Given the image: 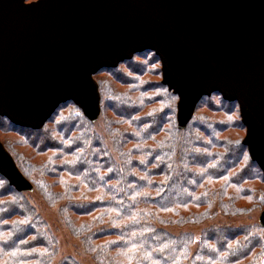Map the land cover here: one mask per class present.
Wrapping results in <instances>:
<instances>
[{"label": "trees", "instance_id": "1", "mask_svg": "<svg viewBox=\"0 0 264 264\" xmlns=\"http://www.w3.org/2000/svg\"><path fill=\"white\" fill-rule=\"evenodd\" d=\"M145 53L154 54L144 51L135 56ZM120 64L134 72L143 68L142 63L130 59ZM118 69L104 68L99 72L108 71L114 79L134 83V79H126ZM94 81L100 97L97 119L102 111L101 98L103 108L112 117L104 118V130L98 132L94 125L97 119L86 118L71 101L61 104L53 115L65 104H73L83 119L80 122L70 120L59 126L57 134H62L71 144L69 146L44 132V126L39 130L23 128L0 116V122L7 123L9 130L24 132L26 138L33 135L35 140L42 139V143L29 142L35 151L56 152L50 161L38 167L25 160V166H22L13 159L21 174L31 183V190H17L0 175V264H52L58 250L57 239L41 210L62 196L54 191V186L58 180L69 176L79 179L88 192L103 193L88 202L68 199L61 206L63 211L79 217L99 212L94 220L88 221V225L77 226L71 216L65 217L71 233L81 238L84 247L99 263L117 264L115 257L119 254L126 256L131 264H255L264 253V244L259 237L252 235V226L264 232L258 221L264 210V199H257L258 218L254 224L217 223L203 227L199 233L172 232L164 227L169 221L155 211L178 213L180 208L187 211L204 208L194 216L179 217L175 221L178 225L206 221L216 212L229 216L245 215L248 209L238 206L237 202L245 196H253V189L244 183L264 181L262 172L242 144L243 139L230 142L220 136L228 123L196 115L197 107L209 96L198 102L189 123L180 128L176 120L177 96L162 82L155 88L164 90L166 95L160 94V97L162 95L166 101V108L147 111L144 109L153 103V95L148 93L139 100L130 95L134 93L133 89L130 93L110 90L103 95L98 82ZM141 88V91H150L144 86L143 90ZM214 95L220 97V103L207 106L213 114H228L237 104L225 101L218 93L210 97ZM168 123L171 128L165 130ZM241 126L244 128L242 122ZM72 132L75 135L70 136ZM163 133L170 137H159ZM51 139L57 145H52ZM67 156L71 159H65ZM230 172L232 199L214 204L213 198L224 196L229 186L224 184L215 192L208 189L206 182L220 180ZM36 187L41 194L38 202L33 198ZM75 188L74 183L66 184L64 194L69 197ZM143 190L156 193L140 194ZM110 252L115 256L106 255ZM59 264L78 263L66 256Z\"/></svg>", "mask_w": 264, "mask_h": 264}, {"label": "water", "instance_id": "2", "mask_svg": "<svg viewBox=\"0 0 264 264\" xmlns=\"http://www.w3.org/2000/svg\"><path fill=\"white\" fill-rule=\"evenodd\" d=\"M144 51L177 96L180 128L203 97L237 103L264 176V0H0V116L39 130L71 101L95 120L93 76ZM0 175L32 189L1 142Z\"/></svg>", "mask_w": 264, "mask_h": 264}, {"label": "rangeland", "instance_id": "3", "mask_svg": "<svg viewBox=\"0 0 264 264\" xmlns=\"http://www.w3.org/2000/svg\"><path fill=\"white\" fill-rule=\"evenodd\" d=\"M26 2H32L36 0H25ZM158 58V57H157ZM154 54L151 53H145L143 55H134L130 60L134 63H142L143 68H138V72H134L130 70V67H127L125 64H120L117 67L119 68L118 71L121 72L124 76H126V79H134V83L128 84V82H121L118 79H114V76L109 75L108 71H101L98 72L93 76V79L96 80L100 86V91L104 94L106 92H110L112 90L114 93H127L134 90V93H130V95L133 98H138L139 100L141 97L146 96V94L153 95L154 101L150 106L145 107L144 110L149 111L150 109H163L166 108V101L162 98V95L160 97V94L166 95L164 90H161L157 88V85L161 83V64L159 59H157ZM140 73V74H138ZM138 74V75H137ZM125 79V78H124ZM136 79V80H135ZM140 86H144V89H150V91H141ZM109 87V88H108ZM156 87V88H155ZM141 88V89H142ZM143 90V89H142ZM219 96L214 95L212 97H208L205 100L201 102V106L197 107L195 113L197 116L206 115L212 120L215 121H222L223 123H228L227 129L223 131L220 136L224 138L225 140H229L230 142H236L239 140H242L245 136V129L241 126V118L239 115V108L238 105L235 104L231 107L230 113L228 114H222V113H211L209 112V108L207 106H215L214 102L216 104H219ZM167 99V98H166ZM103 98H101V115L95 122V128L98 132H103L105 127V117H112L111 113L109 111H105L106 109L103 108L104 102L102 103ZM212 108V107H211ZM170 112V111H168ZM74 116V118L68 119L67 116ZM82 118V115L80 111L73 105V104H65V106L61 107L57 114L53 115L47 123L44 124V132H49L53 139H57L59 142L64 144L65 146L71 145L68 141H66L62 134H57L58 131H60L59 126L65 125L68 122L67 121H77L80 122ZM195 121H197L195 119ZM5 126V127H4ZM7 123L4 121L0 122V142L3 143L6 148L10 151V154L13 159H15L16 162H18L19 165L25 166V161L30 163L33 167L41 166L44 162L50 161L51 157L56 153L54 151H46L43 153H40L39 151H35L36 149H33L30 147L29 142L35 140V137L32 135L31 138L25 137L22 133L18 130H9ZM171 125L170 123L166 124L165 130H170ZM75 135V132H72L70 136ZM159 137L168 138L170 137L168 133H163L159 135ZM37 142L42 143V139L35 140ZM52 145H57V143L54 140H50ZM65 159H71V157L67 156ZM14 161V162H15ZM16 164V163H15ZM34 174V171L33 173ZM232 172H230L225 177L221 178L217 181H208L206 182L208 185V189L210 191H219L220 187L223 185H228L229 187L225 191L224 196L220 195V197H214L213 203L218 202H228L232 199L233 194H231V187H233L231 183V176ZM40 178L37 176V179ZM66 181V182H65ZM65 182V183H64ZM63 183L65 185H63ZM74 183L76 185V188L73 192L70 193V196L67 197L64 193L66 192V184H72ZM205 184V183H204ZM206 185V184H205ZM245 186L249 187L250 189H253V196H245L244 198L240 199L239 202H237L238 206H243L244 208L248 209L244 214L238 213L234 216H229L226 213H220L216 212L206 221L197 223V222H188L186 224H176L175 221L179 217H191L196 215V213L203 211L204 208L201 209H191L189 211L180 208L178 210V213L175 211H159L154 207H151L152 210L156 209V214L162 215L164 218H166L169 223L165 225L164 227L172 232L177 231H192L194 233H199L200 230L211 224H217V223H229L232 225H248V224H254L255 220L258 218V211L255 210L256 202L258 201V198L264 199V181L262 182H245ZM40 187V186H39ZM37 188V187H36ZM37 192L34 193L35 195L33 198L36 200V202L40 199V192H38V188L36 190ZM54 191L56 193L61 194L62 196L55 202L54 204L44 206L43 210H41L42 216L47 220L49 223L50 229L53 231L56 239H57V254L53 258L52 264H59L64 257L69 256L73 260H75L78 264H103L99 263L98 260H96L95 256H93L91 253L88 252V249L84 247L83 243L81 242V238L73 235L71 233V229L66 225L65 217L71 216L72 220L75 221L77 226H80L82 224L88 225V221L91 222L96 218V214H99V212H96L92 215H87L84 217L75 216L74 213L66 212L61 209V206L66 203L67 201H76V202H88L92 201L94 199H97L103 195L101 191H95V192H88V189L86 185L81 183V181L77 178L68 177L65 180H58L57 185L54 186ZM145 193H151L154 195L156 192L153 191H147L143 190L140 192V194ZM40 194V195H39ZM69 199V200H68ZM213 212L212 210H209ZM164 213V214H163ZM241 214V215H240ZM108 219V218H107ZM259 221V219H258ZM252 235L259 237L262 240V243L264 244V232L259 231L255 229V226H252ZM132 252V251H128ZM107 256L114 255V253L110 252L106 254ZM115 256V255H114ZM117 264H131L129 259L122 255H117L115 257ZM264 259V253L262 256H260L256 261L255 264H261ZM119 262V263H118Z\"/></svg>", "mask_w": 264, "mask_h": 264}, {"label": "crops", "instance_id": "4", "mask_svg": "<svg viewBox=\"0 0 264 264\" xmlns=\"http://www.w3.org/2000/svg\"><path fill=\"white\" fill-rule=\"evenodd\" d=\"M261 264H264V259H263V261H262V263Z\"/></svg>", "mask_w": 264, "mask_h": 264}]
</instances>
